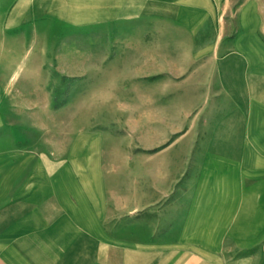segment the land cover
<instances>
[{
    "label": "crops",
    "instance_id": "1",
    "mask_svg": "<svg viewBox=\"0 0 264 264\" xmlns=\"http://www.w3.org/2000/svg\"><path fill=\"white\" fill-rule=\"evenodd\" d=\"M233 1L0 0V264H264V0ZM138 54L193 88L125 132L38 89Z\"/></svg>",
    "mask_w": 264,
    "mask_h": 264
},
{
    "label": "rangeland",
    "instance_id": "2",
    "mask_svg": "<svg viewBox=\"0 0 264 264\" xmlns=\"http://www.w3.org/2000/svg\"><path fill=\"white\" fill-rule=\"evenodd\" d=\"M234 9L232 5L223 16L228 31L234 23ZM169 56V61L163 60L161 55L148 60L144 54H138L136 69L107 66L86 71L85 75L66 76L59 71L45 70L47 80L38 89L46 95L48 107L59 111L60 120L68 121L70 115L80 118L89 113L90 127L125 132L131 127L132 114L136 116L135 108L140 109L145 104L142 99L146 93L154 94L155 104L171 105L173 102L168 103V98L180 89L193 88V81L188 86L181 84L184 72L174 66L181 55Z\"/></svg>",
    "mask_w": 264,
    "mask_h": 264
}]
</instances>
